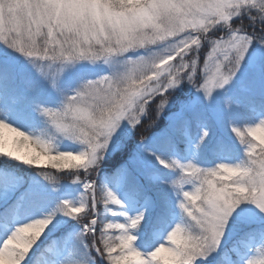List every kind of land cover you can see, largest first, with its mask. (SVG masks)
Masks as SVG:
<instances>
[{"label": "snow or ice", "instance_id": "1", "mask_svg": "<svg viewBox=\"0 0 264 264\" xmlns=\"http://www.w3.org/2000/svg\"><path fill=\"white\" fill-rule=\"evenodd\" d=\"M0 41L31 58L41 80L60 97L55 106L33 101V110L51 126L46 135L0 118V163L41 168L54 187L72 179L83 188L75 200L59 199L50 210L14 220L13 230L0 237V258L8 264H40L41 257L67 245L73 258L57 262L53 256L45 264H97L98 258L105 264H214L225 245L238 252L258 239L245 264H264V118L233 125L245 146L236 163L202 167L165 158L150 144L152 130L182 83L211 98L233 80L253 49L264 54V0H0ZM81 62L109 70L64 87L65 75ZM8 79L0 67V113L5 114L20 103L5 85ZM232 103L229 98L227 106ZM137 132L128 165L110 181L130 185L133 168L152 175L153 158L179 171L166 182L179 197L181 218L167 228L166 239L151 241L147 252L136 246L134 232L147 210L129 214L126 202L99 179L105 159L125 149ZM207 135L204 129L201 140ZM61 139L80 147L57 150L53 142ZM57 159L67 162L56 164ZM23 185L17 177L11 188L0 190V216L18 206L19 198L9 201ZM25 225L26 245L14 251L11 245ZM46 232L48 242L40 239ZM34 248L35 261L29 257Z\"/></svg>", "mask_w": 264, "mask_h": 264}, {"label": "rangeland", "instance_id": "2", "mask_svg": "<svg viewBox=\"0 0 264 264\" xmlns=\"http://www.w3.org/2000/svg\"><path fill=\"white\" fill-rule=\"evenodd\" d=\"M244 20L247 24V17ZM236 22L238 25L239 18ZM201 55L206 56L203 49ZM0 61L7 70L9 78L18 75L25 76L26 83L30 84L28 87L23 86L25 94L33 92V86H35L37 93H35V97H29L31 101H39L47 106L58 104L60 97L50 89L46 82L41 80L33 67L31 58L0 41ZM108 70V66L101 63L93 65L89 62H81L74 66V71L70 75H65L62 83L66 88H74L82 80L96 78ZM181 95L176 105L178 109L163 114L165 120L171 122L167 129L152 137L150 141L152 148L165 158L177 157L182 162L192 160L202 167H213L220 162L236 163L245 156V146L233 131V125L242 126L247 123H256L264 118V54L259 49H253L242 62L233 80L224 89L216 90L211 98L198 92L191 84L188 89L181 91ZM229 98L233 101L231 107L227 106ZM31 106L28 107L20 102L13 111L6 114L0 113V118L30 134L46 135L45 130L50 131L51 126L46 117L38 111H34L33 105ZM187 116H194V119L198 120L197 126H201V130H198L199 132L192 139L189 135L191 134L189 125L182 123L184 118L189 119ZM204 129L212 134L201 140ZM5 134L7 136L15 135L8 130H5ZM169 136L172 138L171 142L166 139ZM213 139L219 142L222 147L220 155L215 152L202 160L198 154H201L202 149L208 147ZM138 141L139 133L137 132L125 149L118 150L106 158L99 179L109 183V187L126 202L125 211L129 214L134 216L140 211L147 210L145 220L138 229L134 230L138 237L136 246L147 252L152 250L151 241L166 239L164 233L167 228L181 218L182 210L179 207V197L173 186L166 182L175 178L179 171L169 169V172H164L158 166V161L153 158L150 162L152 175L146 174L143 169L133 168L130 185L110 181L112 172L128 165L135 150L134 144L137 145ZM53 143L57 150L76 151L80 147L78 143L69 139H61ZM179 143L185 145L188 153L181 152ZM161 144L164 149L161 148ZM234 151L237 153L234 154ZM0 159L4 158L0 157ZM115 164L118 168L114 166ZM42 171L44 170L41 168L30 167L18 161H9L7 165L0 163V190L11 188L17 177L24 179V185L14 192L9 201L12 203L19 198L18 206L15 209H10L5 219H0V237L13 230L16 226L13 223L14 220L39 215L42 211L50 210L59 199L75 200L83 191L82 185L74 183L72 179H61L59 184L54 187L41 174ZM60 175L63 177L66 173H60ZM153 215L157 220L154 223L151 220ZM118 218L121 221L125 220L124 216ZM68 219L64 216L65 221ZM72 228L78 231L79 225L73 221ZM64 234L56 232L54 236H63ZM40 239L48 242V233L46 232ZM259 242L258 239H252L238 252L227 251L230 246L225 245L221 253L217 254L214 264H230V262L245 264V261L254 254L252 249L259 246ZM53 256L57 262L73 258L70 248L65 245L62 252H50L49 257H41L40 264H45V260ZM29 257L33 261L37 259L35 248L29 253ZM97 264H105V262L102 258H98ZM197 264L200 262L197 261Z\"/></svg>", "mask_w": 264, "mask_h": 264}, {"label": "trees", "instance_id": "3", "mask_svg": "<svg viewBox=\"0 0 264 264\" xmlns=\"http://www.w3.org/2000/svg\"><path fill=\"white\" fill-rule=\"evenodd\" d=\"M259 30V29H257ZM0 67H3V64L2 62L0 61ZM5 85L8 86L9 88H11V90L17 94V96L20 98V102L21 103H24L25 105H27L28 107H32L31 105H33V101H31L29 99V97L33 96L35 97V93H37V91H33V92H30V93H24L23 92V86L26 85L27 87L30 86V84H27L26 83V78L25 76H15V77H11L9 78L8 80H6L5 82ZM190 86L189 83L187 82H184L182 83L179 87H177L175 90H174V94H173V97H172V100L170 101V104L169 106L165 109V112L164 113H168L170 111H174V110H177L178 109V106L177 103L179 102V96H182L181 95V91L183 89H188V87ZM44 96V95H42ZM176 106V107H175ZM175 107V108H174ZM163 113V114H164ZM163 114L161 115L157 125L154 127V129L152 130V137H154V135H156L157 133H160L162 132V130L164 129H167V127L170 125V122L171 121H168V120H165ZM189 119L187 118H184L182 120V123H184V121H187V125H189V130L191 131V134L190 135V139H192L193 137H195L197 135V132H199L198 130H201V126H197V121L196 119H194V116H187ZM202 120H205V119H202ZM46 132H48V130H45ZM208 131V130H207ZM209 134H212L208 131V135ZM179 145L181 146V152L182 153H188V150L185 148V145L182 144V143H179ZM136 146V144H134V147ZM162 149H164V146L161 144L160 145ZM166 149V148H165ZM204 150H206L204 152ZM222 151V147L221 145L219 144V142H217L215 139L212 140V142L208 145V147H205L202 149L201 151V154H198L200 155L201 159L202 160H205L207 157H210L211 154H214L216 152L217 155H220ZM237 151H234V154H236ZM170 158H173V157H170ZM178 160H180L179 158L177 157H174ZM197 159H198V156H197ZM116 166V164L114 165ZM158 166L160 167V169L164 172H169V169L159 165L158 163ZM117 167V166H116ZM118 168V167H117ZM120 170L117 169L116 171L112 172L111 174V177L113 176L114 173L118 172ZM0 210H2V207L0 206ZM101 210H102V206H101ZM7 216H0V219H5ZM152 223H154L156 220V217L155 215L152 216Z\"/></svg>", "mask_w": 264, "mask_h": 264}, {"label": "clouds", "instance_id": "4", "mask_svg": "<svg viewBox=\"0 0 264 264\" xmlns=\"http://www.w3.org/2000/svg\"><path fill=\"white\" fill-rule=\"evenodd\" d=\"M67 161L64 160V159H57L55 161L56 164H63V163H66ZM25 232L22 233L15 241H13L11 247L12 249L15 251L17 249H22L25 245H26V242H27V229L29 228L28 225H25L23 226ZM12 238L10 237L9 240H11ZM5 244H9V241L6 240L5 241ZM163 246V245H162ZM0 264H8L7 261H5L3 258H0Z\"/></svg>", "mask_w": 264, "mask_h": 264}]
</instances>
